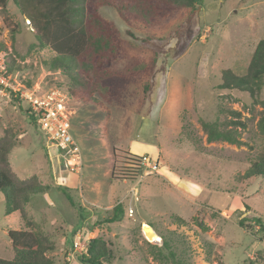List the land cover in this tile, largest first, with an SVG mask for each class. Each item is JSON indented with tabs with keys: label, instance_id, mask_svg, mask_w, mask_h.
<instances>
[{
	"label": "rangeland",
	"instance_id": "rangeland-1",
	"mask_svg": "<svg viewBox=\"0 0 264 264\" xmlns=\"http://www.w3.org/2000/svg\"><path fill=\"white\" fill-rule=\"evenodd\" d=\"M100 13L123 39L113 69L139 72L111 104L69 101L80 171L47 144L28 104L20 109L0 87V142L12 146L11 167L49 187L25 206L32 227L19 212L6 215L0 192V258L14 257L9 231L27 229L50 236L54 264H85L81 256L95 238L106 243L111 264H264V236L254 234V218L264 221V178L244 176L264 150V88L257 104L248 93L219 89L224 70L245 74L264 39V0H205L155 27L128 25L110 7ZM0 17L11 82L68 92L69 79L44 64L55 54L38 45L13 0ZM229 121L246 124L238 127L244 144L209 142L203 124ZM130 154L150 166L134 183L111 180L113 166L120 171ZM119 204L123 214L112 223Z\"/></svg>",
	"mask_w": 264,
	"mask_h": 264
},
{
	"label": "trees",
	"instance_id": "trees-1",
	"mask_svg": "<svg viewBox=\"0 0 264 264\" xmlns=\"http://www.w3.org/2000/svg\"><path fill=\"white\" fill-rule=\"evenodd\" d=\"M10 0H0L2 12L7 13ZM20 13L29 22L34 36L41 48H49L55 56L44 64L53 72L64 74L70 81L68 94L71 99L84 104H111L118 99L131 78L139 70L113 69L123 48V39L119 29L100 13L103 7L114 9L118 17L128 25L139 23L146 27L173 19L186 10H194L205 0H13ZM217 1V0H215ZM5 22L9 24L6 16ZM131 34V32H129ZM0 49L6 46L0 43ZM6 75H11L7 65ZM151 88L148 84L146 91ZM264 88V39L256 46L245 74L238 75L230 69L222 73L221 90H238L248 93L254 104L259 103V95ZM13 95V93H11ZM18 107L22 101L13 97ZM30 121L37 126L36 118L28 108L25 110ZM235 117L240 113L231 110ZM233 125V126H232ZM232 126V127H231ZM238 127L246 128L241 121L224 122L221 128L213 124H203L209 142L225 141L232 145H243ZM259 129L264 134V114L259 122ZM12 146L0 142V192L5 198V213L19 212L28 227L36 226L29 219L26 204L33 196L45 193L49 187L41 184L36 176L20 179L13 171L9 156ZM145 157L128 155L120 171L112 168L111 180L136 182L143 174ZM247 179L264 178V150L244 175ZM123 209L114 208L111 222L120 220ZM176 221L182 222L180 217ZM194 222L206 230L203 221L194 217ZM258 230L256 236H264V221L254 218ZM244 220L239 222L244 226ZM151 228V227H150ZM9 238L14 250L11 260L0 258V264H54L50 256L56 250L50 236L43 231L27 229L9 231ZM172 254V253H171ZM174 256V254H172ZM85 264H111V254L102 239H92L88 251L81 256Z\"/></svg>",
	"mask_w": 264,
	"mask_h": 264
},
{
	"label": "built area",
	"instance_id": "built-area-1",
	"mask_svg": "<svg viewBox=\"0 0 264 264\" xmlns=\"http://www.w3.org/2000/svg\"><path fill=\"white\" fill-rule=\"evenodd\" d=\"M1 26H3V22L0 17V30ZM6 72V55L0 51V87L2 91L13 93L14 97L28 104V108L36 118L37 126L45 135L47 144L59 152L66 153L69 156L70 166L80 171L81 157L77 143L71 134L72 113L69 108L71 97L68 92L63 89H52L47 92L36 88L20 89L11 82ZM147 165L150 166L145 157L143 166ZM128 212L130 216H133L132 208Z\"/></svg>",
	"mask_w": 264,
	"mask_h": 264
},
{
	"label": "water",
	"instance_id": "water-1",
	"mask_svg": "<svg viewBox=\"0 0 264 264\" xmlns=\"http://www.w3.org/2000/svg\"><path fill=\"white\" fill-rule=\"evenodd\" d=\"M150 229H152V228H150Z\"/></svg>",
	"mask_w": 264,
	"mask_h": 264
},
{
	"label": "bare ground",
	"instance_id": "bare-ground-1",
	"mask_svg": "<svg viewBox=\"0 0 264 264\" xmlns=\"http://www.w3.org/2000/svg\"><path fill=\"white\" fill-rule=\"evenodd\" d=\"M146 229V228H145Z\"/></svg>",
	"mask_w": 264,
	"mask_h": 264
}]
</instances>
